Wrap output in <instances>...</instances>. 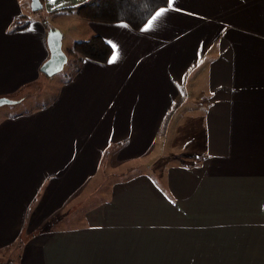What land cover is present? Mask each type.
Returning a JSON list of instances; mask_svg holds the SVG:
<instances>
[{
    "label": "crops",
    "instance_id": "1",
    "mask_svg": "<svg viewBox=\"0 0 264 264\" xmlns=\"http://www.w3.org/2000/svg\"><path fill=\"white\" fill-rule=\"evenodd\" d=\"M90 1L41 0L36 18L0 0V98L40 82L52 31L67 57L95 36L119 53L0 116V258L264 264V0H173L148 31L75 10ZM160 147L179 159L148 170Z\"/></svg>",
    "mask_w": 264,
    "mask_h": 264
},
{
    "label": "trees",
    "instance_id": "2",
    "mask_svg": "<svg viewBox=\"0 0 264 264\" xmlns=\"http://www.w3.org/2000/svg\"><path fill=\"white\" fill-rule=\"evenodd\" d=\"M167 5L168 0H91L75 10L92 21L124 22L134 30H140L157 10ZM26 26L18 27L23 29ZM71 53L81 60L90 59L105 64L111 58L113 49L100 36H95L87 42L77 43Z\"/></svg>",
    "mask_w": 264,
    "mask_h": 264
},
{
    "label": "rangeland",
    "instance_id": "3",
    "mask_svg": "<svg viewBox=\"0 0 264 264\" xmlns=\"http://www.w3.org/2000/svg\"><path fill=\"white\" fill-rule=\"evenodd\" d=\"M34 13V14H33ZM34 17L36 18L40 17L42 15V12H32ZM51 22V21H50ZM64 51L69 54V51L67 52L64 48ZM70 55V54H69ZM68 55V56H69ZM75 56V57H74ZM69 61L65 64L64 69L57 73L56 75L53 76V78L45 76L44 74L40 75V82L37 83L36 85L26 88L22 93L19 94V96L14 97L13 99L15 100H24L25 101H20V103L11 105V106H5L0 108V116L4 114L5 112H8L9 114L16 115L17 113H24V112H29V111H35L37 108L46 106L54 97V93L56 89L58 88L60 82H64L69 78V76L72 73L71 68L75 67L76 60L79 59V57L75 54L73 56L68 57ZM72 61V64L71 62ZM74 64V65H73ZM71 65H73L71 67ZM72 68V69H73ZM35 95V96H34ZM1 119V118H0ZM191 148V145L189 146ZM171 153H176V147H160L158 152L153 155V157L150 159L148 162V170H153L154 172H163L164 168L167 166V164L172 161V159H179L176 156H170ZM111 165L113 163H110ZM109 164V166H110ZM122 165L120 167H110L109 169L111 171H116L119 172V174L124 173V171H129L133 169L131 166ZM113 168V169H112ZM12 260L11 259H1L0 258V264H11Z\"/></svg>",
    "mask_w": 264,
    "mask_h": 264
},
{
    "label": "water",
    "instance_id": "4",
    "mask_svg": "<svg viewBox=\"0 0 264 264\" xmlns=\"http://www.w3.org/2000/svg\"><path fill=\"white\" fill-rule=\"evenodd\" d=\"M31 8L33 12L42 10L43 4L40 0H31ZM48 46L50 50L49 59L42 65L41 73L48 77H53L64 69L68 61L67 55L62 49L61 34L58 32H50L48 37ZM22 100H15L9 97L0 98V108L20 103Z\"/></svg>",
    "mask_w": 264,
    "mask_h": 264
},
{
    "label": "snow or ice",
    "instance_id": "5",
    "mask_svg": "<svg viewBox=\"0 0 264 264\" xmlns=\"http://www.w3.org/2000/svg\"><path fill=\"white\" fill-rule=\"evenodd\" d=\"M50 2H54V0H50ZM174 7L173 0H168L167 10H171ZM166 12V9L161 8L155 16L152 17L151 20L148 21L147 25L142 29L143 31H148L149 29L155 26L154 22L161 16H163ZM113 48V55L109 60V63H115L119 58V53L117 51V46L115 44L112 45Z\"/></svg>",
    "mask_w": 264,
    "mask_h": 264
}]
</instances>
